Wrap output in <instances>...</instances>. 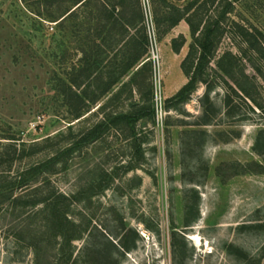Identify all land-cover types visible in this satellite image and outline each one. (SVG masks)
Instances as JSON below:
<instances>
[{
    "label": "rangeland",
    "instance_id": "obj_1",
    "mask_svg": "<svg viewBox=\"0 0 264 264\" xmlns=\"http://www.w3.org/2000/svg\"><path fill=\"white\" fill-rule=\"evenodd\" d=\"M116 1L122 5L107 8L106 22L101 0L64 20L74 0H0V150L8 137L14 144L52 137L32 158L39 160L106 115L145 106L130 128L102 129L48 174L49 187L65 195L59 212L72 224L63 231L75 238L65 240L41 206L0 203V264H264V57L236 26L264 30V0H139L142 18L134 0ZM188 4L222 33L202 62L200 50L194 55L203 71L176 98L195 37L184 19L170 27L162 16ZM144 33L141 62L100 95ZM173 39L184 41L178 51ZM146 60L150 86H139L142 97L133 86L129 97L124 83ZM74 66L92 81L103 77L72 86L98 94L79 121L56 89Z\"/></svg>",
    "mask_w": 264,
    "mask_h": 264
},
{
    "label": "trees",
    "instance_id": "obj_2",
    "mask_svg": "<svg viewBox=\"0 0 264 264\" xmlns=\"http://www.w3.org/2000/svg\"><path fill=\"white\" fill-rule=\"evenodd\" d=\"M89 0H74L72 7L69 8L65 14L62 16L61 20H64L66 16L71 15L78 7L85 5ZM135 1L134 15L136 17L142 18V13L140 10L139 0ZM234 1V0H233ZM231 4V3H228ZM101 10L105 14L106 22L111 18L112 13L107 11L108 7L115 8L116 5H122V1L116 0H101L100 2ZM204 5V4H203ZM191 5H187L184 9V12L181 13L180 10L172 6V11L168 14H163L162 20H166L170 27L176 25L181 19H184L189 25L191 35L195 37V44L191 46L186 57L183 59L181 63V68L183 72L188 77V81L185 85H183L180 90L176 93L174 97H182L184 93L191 91L195 87V83L197 80V74L203 71L202 65H197L193 67V57L196 56L198 50L199 56L197 57L198 61H203L205 56L208 53H211V49L215 44V38L218 33H222V30H218L217 27H210V24L202 25L203 19L201 17V11H190ZM202 8V7H201ZM204 8V7H203ZM199 9V8H198ZM200 10V9H199ZM202 25V26H201ZM238 29V35L242 38V41L247 45L248 48L256 50L257 53L264 57V30L257 29L253 27L251 30L243 25H236ZM105 27V24L100 25L101 30ZM175 39L172 41V47L175 51H178L182 42L175 43ZM196 46V47H195ZM128 55L125 56L117 72L113 74H107L106 81L101 82L103 88L100 91V95L104 94L110 88L114 86L116 82L124 75L128 70L139 64L142 60L143 55L147 52V36L144 33L141 37L140 42H135L132 46L127 50ZM195 55V56H194ZM201 61V62H202ZM76 70L75 74H69L67 81L61 77H58V84L56 86L57 91L63 96V100L65 104L69 107L70 115L80 120V118L86 114L87 112H92L90 104H94L96 102L97 95L95 93H89L87 90H73L72 86L78 88L83 84V79H87L89 74L86 73L87 68H82L81 66L73 67ZM145 71V76L143 79H139L141 73ZM151 73V65L146 60L140 64L137 70L131 75L129 82L124 83L125 86H128L129 97H132V87L139 92L142 97L139 86L148 85L149 78ZM102 75V74H101ZM102 77V76H101ZM101 77H95L94 81L92 79L89 80L84 86H89L92 82H96V80L101 81ZM83 86V87H84ZM244 90V89H241ZM151 89L149 88L147 91V96L145 97V101L151 100ZM99 97V96H98ZM135 110H139L144 108L145 106L137 105L133 103L132 108ZM148 109L150 105H147ZM135 114L131 115L130 113H117L113 116L106 115L105 118L101 121L99 120L96 123H93L83 134H77L75 136L69 137L71 139L66 143V145L58 147V149L52 153L51 155L46 156L45 158L32 160L36 154H38L41 150L45 148V146H49L48 143L51 141L52 137L47 136L43 139L42 142H33V143H18L14 137H8L13 141L9 142V144H5L2 146L0 150V203L4 201H10L15 206H41V210L37 209V211H47L50 214L51 220H58L59 226H61V232L64 233L63 229L70 227L71 220L65 216V214L59 212L60 206L63 203L65 207L67 206L64 203L65 195L60 192H55L49 186L51 185L49 173L54 174L57 172V165L60 162H66L65 159L69 158V155L74 152L76 149L82 147V144L93 143L97 138L98 134L102 129L109 128L110 126L119 127L121 123L130 128V125L138 119L140 116L134 111ZM71 129V127L69 128ZM45 140V141H44ZM43 144L44 147L41 145ZM24 158L28 160L24 163L22 168L18 167L14 174L11 176L4 175L5 173H10L13 165L16 161H21ZM103 187H105L108 183H105L103 180ZM92 188V187H91ZM59 229V230H60ZM67 230H70L67 229ZM72 231H68L64 233L65 240H71L74 235L71 233Z\"/></svg>",
    "mask_w": 264,
    "mask_h": 264
},
{
    "label": "bare ground",
    "instance_id": "obj_3",
    "mask_svg": "<svg viewBox=\"0 0 264 264\" xmlns=\"http://www.w3.org/2000/svg\"><path fill=\"white\" fill-rule=\"evenodd\" d=\"M192 239L195 240L197 243H199V241H200V239L197 235H194Z\"/></svg>",
    "mask_w": 264,
    "mask_h": 264
}]
</instances>
